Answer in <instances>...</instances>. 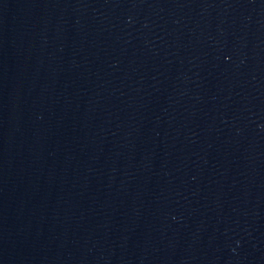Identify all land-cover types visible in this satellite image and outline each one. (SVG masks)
I'll use <instances>...</instances> for the list:
<instances>
[{
  "label": "water",
  "instance_id": "95a60500",
  "mask_svg": "<svg viewBox=\"0 0 264 264\" xmlns=\"http://www.w3.org/2000/svg\"><path fill=\"white\" fill-rule=\"evenodd\" d=\"M0 264H264V0H0Z\"/></svg>",
  "mask_w": 264,
  "mask_h": 264
}]
</instances>
